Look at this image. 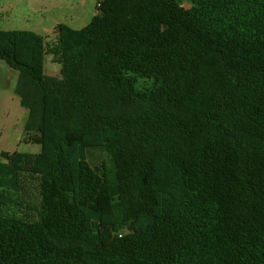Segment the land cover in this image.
Here are the masks:
<instances>
[{"label": "trees", "instance_id": "16d2710c", "mask_svg": "<svg viewBox=\"0 0 264 264\" xmlns=\"http://www.w3.org/2000/svg\"><path fill=\"white\" fill-rule=\"evenodd\" d=\"M101 10L52 43L0 29L41 145L0 152V206L37 215L0 214V264H264V0Z\"/></svg>", "mask_w": 264, "mask_h": 264}, {"label": "rangeland", "instance_id": "374dc122", "mask_svg": "<svg viewBox=\"0 0 264 264\" xmlns=\"http://www.w3.org/2000/svg\"><path fill=\"white\" fill-rule=\"evenodd\" d=\"M96 3L97 0H0V29L33 31L42 35L47 43H52L60 23L73 29L87 26L95 16ZM181 5L191 6L188 2ZM44 69L47 75L61 78V66L50 54L45 55ZM17 79L18 72L0 60V152L38 154L41 145L26 140L27 111L15 91ZM26 191L27 201L36 205L39 201L36 182L31 180ZM0 214L29 219L37 216L33 209H20L14 205L0 206Z\"/></svg>", "mask_w": 264, "mask_h": 264}, {"label": "built area", "instance_id": "2783aa9c", "mask_svg": "<svg viewBox=\"0 0 264 264\" xmlns=\"http://www.w3.org/2000/svg\"><path fill=\"white\" fill-rule=\"evenodd\" d=\"M103 1L104 0H97L96 7H95V16H98L101 14Z\"/></svg>", "mask_w": 264, "mask_h": 264}]
</instances>
